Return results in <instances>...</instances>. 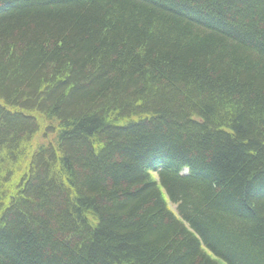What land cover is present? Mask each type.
<instances>
[{
    "label": "trees",
    "instance_id": "trees-1",
    "mask_svg": "<svg viewBox=\"0 0 264 264\" xmlns=\"http://www.w3.org/2000/svg\"><path fill=\"white\" fill-rule=\"evenodd\" d=\"M0 264H264V0H0Z\"/></svg>",
    "mask_w": 264,
    "mask_h": 264
},
{
    "label": "rangeland",
    "instance_id": "rangeland-1",
    "mask_svg": "<svg viewBox=\"0 0 264 264\" xmlns=\"http://www.w3.org/2000/svg\"><path fill=\"white\" fill-rule=\"evenodd\" d=\"M170 207L176 213V206L173 203H171V202H170Z\"/></svg>",
    "mask_w": 264,
    "mask_h": 264
}]
</instances>
